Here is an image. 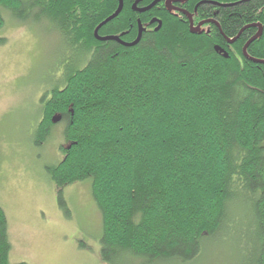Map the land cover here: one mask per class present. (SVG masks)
Returning a JSON list of instances; mask_svg holds the SVG:
<instances>
[{"label":"trees","instance_id":"16d2710c","mask_svg":"<svg viewBox=\"0 0 264 264\" xmlns=\"http://www.w3.org/2000/svg\"><path fill=\"white\" fill-rule=\"evenodd\" d=\"M212 1L228 3L216 18L226 36L249 26L232 45L214 27L192 34L163 12L159 29L132 46L99 40L93 31L115 0H0V27L4 11L18 21L46 20L75 53L61 86L40 99L32 142L42 145L60 114L62 157L46 167L56 203L68 216L63 188L90 179L103 262L190 261L247 203L264 264V63L242 54L256 32L250 25L260 22L262 34L246 51L264 60V0ZM134 16L125 3L98 35L135 26ZM6 222L0 206V264H9Z\"/></svg>","mask_w":264,"mask_h":264},{"label":"rangeland","instance_id":"374dc122","mask_svg":"<svg viewBox=\"0 0 264 264\" xmlns=\"http://www.w3.org/2000/svg\"><path fill=\"white\" fill-rule=\"evenodd\" d=\"M0 27V206L7 218L9 264H257L254 215L247 203L226 219L221 234L186 262L126 256L99 259L101 222L90 179L62 190L67 215L58 207L47 166L62 157V118L40 146L32 142L40 99L54 86L75 53L46 20L18 21L6 11ZM242 199V198H241ZM64 211V210H63ZM82 243L84 246H80Z\"/></svg>","mask_w":264,"mask_h":264},{"label":"flooded vegetation","instance_id":"af4514ba","mask_svg":"<svg viewBox=\"0 0 264 264\" xmlns=\"http://www.w3.org/2000/svg\"><path fill=\"white\" fill-rule=\"evenodd\" d=\"M115 1H116V6L113 11L116 10L119 1L122 2L123 5L122 9L125 3L129 4L130 9L135 14L134 18L136 19V24L134 26V23L129 22L130 21L129 19L128 20L129 28L127 30L125 29L115 34L108 33L101 36L98 35L99 37L118 36L123 43H130L136 38L139 27L142 29L141 31V35H142L144 32L155 31V28L159 27V25L161 26L162 21L159 16H161L163 12L169 14L170 16L184 23L188 28L189 32L192 34H209L210 31H213V27H214V29H216L222 35L224 42L226 43L227 46L232 45L237 39L236 36L234 37L226 36L221 30V23L219 22L218 19H216L218 17L217 14L219 8L225 7L227 2H218L212 0H115ZM155 1L156 3H153ZM153 8L154 10L156 9L159 12V14L155 13L157 11H152ZM258 25H260L261 27V34H262V30H263L262 23L260 22L254 23L251 25V27L256 28V32H257L258 29L260 28ZM133 30L135 33L134 37L130 40L125 39V36H127L128 33L132 32ZM191 30L195 32H192ZM254 35L255 34H253V36ZM226 38L228 39L236 38V39H234L232 42H228ZM120 44L123 46H127L122 43Z\"/></svg>","mask_w":264,"mask_h":264},{"label":"water","instance_id":"95a60500","mask_svg":"<svg viewBox=\"0 0 264 264\" xmlns=\"http://www.w3.org/2000/svg\"><path fill=\"white\" fill-rule=\"evenodd\" d=\"M153 3H156V1L153 2ZM134 5H135V4H134ZM121 9H122V2L119 1V4H118L116 10H115L111 15H109V16L106 17L104 20H102V21H101V22L95 27V29H94V31H93V35H94L95 38H98L99 40H115V41L120 42V43H122V44H124V45H127V46H132V45H134V44H136V43L138 42V40L140 39V36H141V31H142V29H141L140 27L138 28V32H137V36H136V38H135L132 42H130V43H123V42L119 39L118 36H104V37H99V36H98V29H99L102 25L106 24L108 21H110V20H112L113 18H115V17L119 14V12L121 11ZM256 26H257V25H256ZM258 26L260 27V25H258ZM159 27H160V25H159ZM159 27L155 28V30H158ZM247 27H249V26H245L244 28H247ZM244 28H242V29L238 32V34L236 35V37L239 36V33H241L242 30H243ZM191 31H192V32H195V31H193V30H191ZM260 35H261V27H260V28L258 29V31L255 33V35L252 36V37L246 42V44H245V45L243 46V48H242V54H243V56H244L245 58H247V59L253 61V62H256V63H264V60H258V59H254V58H252V57H249L248 54H247V51H246V47H247V44H248V43H250L251 41H253V40L256 39L257 37H259ZM234 39H235V38H234ZM234 39H228V38H226V40H227L228 42H232ZM60 118H61L60 114H57V113H56V114H54V115L52 116L51 120H52L53 123H55L56 121L60 120Z\"/></svg>","mask_w":264,"mask_h":264},{"label":"bare ground","instance_id":"6f19581e","mask_svg":"<svg viewBox=\"0 0 264 264\" xmlns=\"http://www.w3.org/2000/svg\"><path fill=\"white\" fill-rule=\"evenodd\" d=\"M230 3V2H229ZM221 4V3H220ZM226 4H228V3H226ZM123 6V5H122ZM141 11V10H140ZM114 12V11H113ZM111 15V14H110ZM156 19V18H155ZM152 21H153V19H152ZM155 21V20H154ZM160 22V21H159ZM159 25V24H158ZM97 26V25H96ZM251 26V25H250ZM195 30H196V28H195ZM243 31V30H242ZM200 32V31H199ZM123 36V35H122ZM236 39V38H235ZM247 49V48H246ZM221 54V53H220ZM223 54V53H222Z\"/></svg>","mask_w":264,"mask_h":264}]
</instances>
